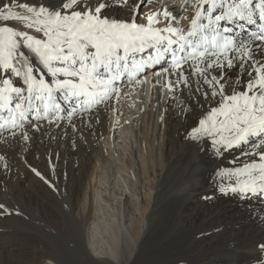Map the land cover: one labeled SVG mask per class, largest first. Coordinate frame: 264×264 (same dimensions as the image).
<instances>
[{"label":"snow or ice","instance_id":"snow-or-ice-1","mask_svg":"<svg viewBox=\"0 0 264 264\" xmlns=\"http://www.w3.org/2000/svg\"><path fill=\"white\" fill-rule=\"evenodd\" d=\"M153 82L179 114L200 109L187 139L208 141L217 156L238 150L237 166L215 173L218 191L264 200V0H0L5 168L10 151L51 128L99 123L126 85ZM12 214L0 203V216Z\"/></svg>","mask_w":264,"mask_h":264},{"label":"bare ground","instance_id":"bare-ground-1","mask_svg":"<svg viewBox=\"0 0 264 264\" xmlns=\"http://www.w3.org/2000/svg\"><path fill=\"white\" fill-rule=\"evenodd\" d=\"M172 2L179 5L181 0ZM159 7L153 3L143 12ZM117 15L128 13L118 11ZM153 83L146 90L126 85L127 95L118 103L113 101L116 111L101 112L99 123L77 122L78 130L67 125L51 128L23 153L10 151L7 168L0 162V203L12 180L22 182L15 186L17 192L46 185L33 176L30 166L54 167L69 176L64 188L59 185L57 196L46 187L26 196L44 208L42 219L55 225L59 241L50 248L28 235L27 246H18L21 237L15 232L10 234L14 244L7 245L1 262L13 264V254L21 251L29 264H115L109 258L119 264H139L149 258L141 256L150 235L173 226L175 234L195 227L192 264H256L264 259L258 247L264 243V200L226 196L217 189L216 171L237 166L230 161L238 150L217 156L208 141L197 144L187 139L186 132L194 126L200 109L179 114L177 102L162 100L159 85ZM53 133L56 139H49ZM189 165L191 171H187ZM16 194L21 203L20 193ZM221 244L241 254L220 257L215 246ZM173 256L164 263L177 264Z\"/></svg>","mask_w":264,"mask_h":264},{"label":"rangeland","instance_id":"rangeland-1","mask_svg":"<svg viewBox=\"0 0 264 264\" xmlns=\"http://www.w3.org/2000/svg\"><path fill=\"white\" fill-rule=\"evenodd\" d=\"M141 10H142V12L143 11H147L148 10V5H142L141 6ZM37 165H34L33 167L30 166V167L31 168H35V169L39 168V170L41 169L40 172L45 170L46 172L44 171V172H41V173L47 179L50 178V180L56 185V188L54 189L53 187H50L49 184L46 183V185L42 184L41 186H38V187L36 185H34L37 188L35 190H33L32 192L31 191L30 192H24L25 190H23V191L19 190V192H17L15 190V186L21 184L22 183L21 181L12 180V182H10V184H8V187L6 189V194L7 195H5L6 196L5 197V196H3V193H2L1 203L5 204L11 210L13 209V214H12V217H11V215H2V216H0V219H1L0 221H2V220L6 221V223L0 224V230L2 231V232L0 231V235L2 236V239H1L0 243L3 242V246H2V244L0 245V248H1L0 249L1 250L0 251V263L1 264H5L4 261L1 262V260H3L1 256L4 255L3 253H6L9 250L10 245L14 244V240L12 239L13 238L12 236L14 235L15 232H18L20 234V237L23 238V239H21V238L18 237L19 239L16 242L18 246H25L26 245V239L30 238L28 235H30L31 237L37 238L38 240L42 241L46 245L50 246V248H51V246L52 247L55 246L54 244H56L59 241L58 240V236H57L58 234H57L56 231H54L55 225L50 223V222H48V221L46 223V220L42 219V217L44 216L43 215L44 213H42V212H44V208L43 207H38L39 205L37 203H34V201H32V200L30 201V199L28 197H26V196H28L29 193L36 194L37 193L36 191L40 190L42 187L43 188L46 187L47 190L48 189L50 190L51 194L57 196L58 193L60 192L59 189H61L60 186L62 185V188L65 187L66 181L68 180L69 176H68V174L61 173L59 171V169H57V168L54 169V167L47 166L48 167V169H47V168H45V166H41V165L37 166ZM75 168H77V167H75ZM191 170H192V167H191V165H189V168H188L187 171H191ZM48 172H49L50 175L48 174ZM33 176L35 178H37L38 180H41L39 177H37L35 175L34 172H33ZM91 187L92 186H89V188H91ZM12 188H13V190H12ZM63 190H66V189H63ZM11 191H12V194H11ZM14 191L16 193H20L19 194L20 195V199L19 200L21 201V203H18L19 202L18 201V194H16ZM12 195H14V196H12ZM26 202H29V203H26ZM32 206H33V208H31ZM49 206L51 207L52 204H49ZM29 207H30V209H29ZM40 208H42V210ZM27 209L29 211H27ZM33 209H34V211H33ZM39 209H40L41 213L39 212ZM16 210L20 211L22 213V215H16L15 214ZM36 218L37 219L39 218V220H37ZM92 219H91V221H92ZM28 220H29V223H27ZM9 221H10V223H9ZM14 221H15L17 226H15ZM31 221H32L33 224L31 223ZM21 223L23 224V226L21 225ZM72 223H73V221L71 220V224ZM201 224L199 223L198 227L201 226ZM36 225H38V226H36ZM31 226H33V228ZM20 227H22V228H20ZM73 227H74V225H73ZM173 228H174V226H173ZM173 228L169 229V230H167L165 232H156V233L150 235V237L144 243V247H143V249H144L143 253L144 254L141 256V258H144L145 256H149V258L147 259V261L140 262L139 264H150V263H153V264H165L164 260H166L168 257L171 258L173 254H174L173 257H176V259L179 260V261L177 260V264H181V263L182 264H192L193 263V261L195 260V258H194L195 257V239H196V233H197L195 227H190V229L186 230L187 233L185 231L184 232L182 231L183 232V233L181 232L182 234L179 232L180 235H178L179 233L175 234V231L173 230ZM3 229L6 230V231H4ZM21 232H23L24 234L21 233ZM10 234H13V235H10ZM5 238L8 239V240H6ZM21 240H22V242H21ZM11 242H13V243H11ZM227 245L228 244H221V245L215 246V249H216L215 251L218 252V253L216 252V254L217 255L219 254L220 257H223V258H226V259H229L230 257L233 258L234 255H236V254H237L236 256L241 254V250L234 251V250H232L233 248L230 245H228V246ZM190 252H191L192 255L190 254ZM189 254L191 255V257H190ZM13 255H14V257L12 259L13 264L14 263L15 264H26V263L29 264L28 260L30 262V259H28L27 256L25 257L24 253L21 252V251H20V254H13ZM15 255H17V256H15ZM22 256H23V258H22ZM227 256H228V258H227ZM154 258L157 259V260H155ZM109 259L112 260L111 262H113L115 264H119L117 260H113L112 258H109ZM23 260H24V262H23ZM86 264H90V262L87 261Z\"/></svg>","mask_w":264,"mask_h":264}]
</instances>
